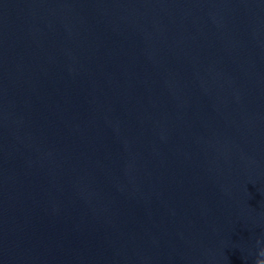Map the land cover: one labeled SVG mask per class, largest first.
Masks as SVG:
<instances>
[{
    "label": "water",
    "instance_id": "obj_1",
    "mask_svg": "<svg viewBox=\"0 0 264 264\" xmlns=\"http://www.w3.org/2000/svg\"><path fill=\"white\" fill-rule=\"evenodd\" d=\"M264 0H0V264H264Z\"/></svg>",
    "mask_w": 264,
    "mask_h": 264
},
{
    "label": "clouds",
    "instance_id": "obj_2",
    "mask_svg": "<svg viewBox=\"0 0 264 264\" xmlns=\"http://www.w3.org/2000/svg\"><path fill=\"white\" fill-rule=\"evenodd\" d=\"M262 255H264V253H262ZM258 264H260V261L258 262Z\"/></svg>",
    "mask_w": 264,
    "mask_h": 264
}]
</instances>
